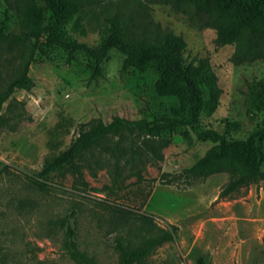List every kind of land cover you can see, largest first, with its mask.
I'll return each mask as SVG.
<instances>
[{
  "label": "rangeland",
  "instance_id": "obj_1",
  "mask_svg": "<svg viewBox=\"0 0 264 264\" xmlns=\"http://www.w3.org/2000/svg\"><path fill=\"white\" fill-rule=\"evenodd\" d=\"M50 15L47 0H0L6 32L44 27ZM64 15L69 35L93 46L115 17L138 37H153L157 25L171 31L184 42V57L204 60L217 77V103L202 112V126L244 139L261 124L254 93L264 81V37L215 23L194 0H69ZM28 60L35 86L16 90L2 110L0 264H122L119 242L129 251L174 225L173 240L153 245L136 264H197L201 256L208 264H264V179L221 196L233 172L213 160L204 171L187 170L214 146L188 126L160 124L170 139L162 160L143 154L116 163L91 149L52 173L48 190L33 185L24 174L47 167L81 123L152 120L172 108L185 112L188 99L151 64L125 66L117 48L97 62L48 43L45 34L22 44L0 41V90ZM243 157L256 161L252 148ZM69 226L85 259L73 254Z\"/></svg>",
  "mask_w": 264,
  "mask_h": 264
},
{
  "label": "trees",
  "instance_id": "obj_2",
  "mask_svg": "<svg viewBox=\"0 0 264 264\" xmlns=\"http://www.w3.org/2000/svg\"><path fill=\"white\" fill-rule=\"evenodd\" d=\"M68 1L47 0L51 15L44 27L16 33L6 32L5 27L0 26V41L7 44H22L32 38L39 41L45 34L48 43L64 47L70 52L83 50L97 62L105 59L113 48H117L125 55L127 67L143 69L147 63L151 64L164 83L178 88L186 96L188 109L179 113L176 108H172L171 114L152 120L116 116L109 123L102 120L81 123L75 139L67 148L61 150L47 167L35 174H24L33 185L42 191L48 190L47 180L52 173L71 164L81 152L91 149H100L111 154L116 163L128 155L139 160L143 154L162 160L163 150L170 144V139L161 135L162 122H169L174 126H188L198 139L214 143L205 157L187 170L204 171L210 160L230 169L233 176L222 189L221 196L232 195L242 187L264 179V117L257 129L244 139L228 138L214 129H205L200 117L204 110L217 103L220 92L217 77L204 60L197 63L189 62L184 57L185 44L181 39L159 25L155 27L153 37H138L115 17L103 28L97 45L79 42L74 40L64 27V10ZM194 1L197 8L208 12L215 23L224 22L232 31L247 32L256 39L264 37V0ZM29 68L30 60L25 63L18 76L0 90V130L8 120L2 113L5 102L16 90L30 91L35 86ZM254 94L258 109L264 113V81L261 83L260 91ZM20 116L22 113H17L11 119ZM251 148L256 156L254 162L243 157V153ZM173 229H160L155 239L147 240L129 251L119 242V247L123 249L122 264H136L150 254L153 245L172 241L177 226L174 225ZM68 233L73 244V254L85 259V255L77 248L73 227L69 226ZM197 264L208 263L201 256Z\"/></svg>",
  "mask_w": 264,
  "mask_h": 264
}]
</instances>
